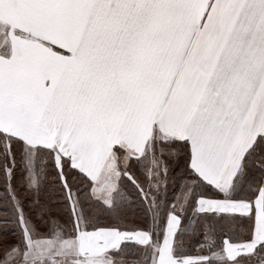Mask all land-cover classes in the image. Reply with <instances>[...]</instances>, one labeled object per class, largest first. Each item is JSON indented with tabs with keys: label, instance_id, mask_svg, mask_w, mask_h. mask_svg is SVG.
Here are the masks:
<instances>
[{
	"label": "snow or ice",
	"instance_id": "1",
	"mask_svg": "<svg viewBox=\"0 0 264 264\" xmlns=\"http://www.w3.org/2000/svg\"><path fill=\"white\" fill-rule=\"evenodd\" d=\"M0 264H264V0H0Z\"/></svg>",
	"mask_w": 264,
	"mask_h": 264
}]
</instances>
